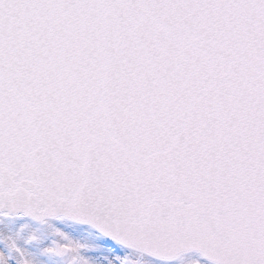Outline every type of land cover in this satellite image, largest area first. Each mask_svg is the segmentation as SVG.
<instances>
[{"label": "snow or ice", "instance_id": "1", "mask_svg": "<svg viewBox=\"0 0 264 264\" xmlns=\"http://www.w3.org/2000/svg\"><path fill=\"white\" fill-rule=\"evenodd\" d=\"M0 264H264V0H0Z\"/></svg>", "mask_w": 264, "mask_h": 264}]
</instances>
